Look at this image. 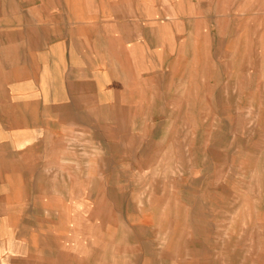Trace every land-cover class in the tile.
<instances>
[{"label":"crops","instance_id":"1","mask_svg":"<svg viewBox=\"0 0 264 264\" xmlns=\"http://www.w3.org/2000/svg\"><path fill=\"white\" fill-rule=\"evenodd\" d=\"M35 1L0 9L4 261L124 264L118 228L83 233L84 255L75 244V151H105L107 169L132 162L135 171L163 172L154 181H162L155 186L164 191L153 192V201L164 206L148 219L165 221L157 234L164 245L160 249L155 235L153 255L142 264H220L214 239L208 240L215 231L202 223L195 238L186 226L177 235L168 206L208 201L199 183L227 149L221 138L231 136V203L251 205L231 212V264H264V0ZM220 28L234 29L231 47L222 51ZM83 83L101 114L79 121L77 107H92L77 104V84ZM220 100L231 115H220ZM61 162L67 167L60 176ZM65 173L67 196L52 197L45 189L55 181L61 187ZM95 186L118 190L111 191L114 197L102 191L83 201L101 205L97 219H117L112 204L122 203L123 182ZM191 212L195 220L207 217ZM45 216L55 221L51 227ZM107 248L113 261H105ZM135 261L130 264H140Z\"/></svg>","mask_w":264,"mask_h":264},{"label":"rangeland","instance_id":"2","mask_svg":"<svg viewBox=\"0 0 264 264\" xmlns=\"http://www.w3.org/2000/svg\"><path fill=\"white\" fill-rule=\"evenodd\" d=\"M263 0H239L241 4L259 3ZM19 0H0V9L4 7H10L12 4H16ZM24 3H35V0H20ZM232 28H220V49L224 47H231V32ZM76 99L77 104L79 102H87L89 105L92 104L91 109L77 107V117L79 121L83 120V117L101 114L99 109L94 107V96L90 92L89 86L86 84H77L76 88ZM227 107L225 101L220 100V115H231L223 109ZM89 110H91L89 112ZM224 112V114H223ZM223 134V133H222ZM221 134V136H222ZM227 144V149H220L219 161L215 170L210 173H206L208 179H202L199 183L201 190L205 192V199L207 202L201 205L194 204H175L170 203L168 210L171 212V229L177 235L181 232L183 226L188 229L189 237L195 238L200 235L198 229L205 228L202 224H207L208 228L214 232L213 236H209L208 240L214 239L212 247L214 248V258L220 261V264H231V212L234 211H247L251 210V205L233 204L231 203V179L234 178L233 167L231 170V163L234 164L235 157L231 155V136L224 141L222 138L220 144ZM114 153L115 151H111ZM130 156L131 151H127ZM101 151H75L76 160V249L77 253L84 255V236L83 233L99 234L101 229H115L118 228V234L120 239L123 237V243L119 245L120 250H123L124 264H130L134 259L135 262L142 264L143 261L147 260L152 254L153 240L156 235V240L161 243L160 249L164 245L165 237L158 234V231L163 230L165 221L161 219H148V216L152 215L155 207L164 206V204L156 205L154 203V194L156 190L163 193V187L155 186L156 183L162 184V181H154L157 176H163L162 171H147L141 168L140 171L133 170L134 163H124L120 169L115 164H108V169L105 165L101 164V158H105ZM66 158V157H65ZM199 160H203V156L196 157ZM58 175L61 176L62 166L67 167V163H60ZM140 166H145L142 163ZM203 166V165H201ZM118 167V170L115 168ZM153 167V166H152ZM104 168V169H103ZM199 178H202L203 174H199ZM162 179V178H160ZM116 181L123 182L121 193L122 203L117 205L112 204L113 207L118 211L119 217L117 219H97L99 211H103L101 205L89 204L84 199L92 200L95 196L101 195L102 191H107V196H113L111 191L118 189L115 188H98L95 185L99 184L100 181ZM67 178L65 173V181L60 183L61 187H58V182L55 181L56 186L45 189L52 194V197L59 196V192L67 196ZM151 182L153 188H150L148 183ZM153 190V191H152ZM152 191V192H151ZM151 193V194H150ZM242 195V194H241ZM55 207L54 205H52ZM46 207V205H45ZM120 207L122 209H120ZM55 209V208H54ZM93 212L88 218H84L81 212ZM105 210V209H104ZM204 211L207 212V217L203 220H195L192 218L191 211ZM254 211V209H252ZM188 215L187 219H180L177 216ZM45 216L44 224L48 223V227H51L54 220H47ZM96 218V219H95ZM46 227V225H45ZM197 229V230H195ZM189 238V239H190ZM92 240L93 236H92ZM178 245V244H177ZM93 250L100 251L101 247L98 243H92ZM3 245H0V256L3 254ZM211 247V246H210ZM105 250L106 260L113 261V257L110 252ZM140 254V255H139ZM152 259V258H151ZM0 264H8L4 261V256L0 257ZM18 263L17 262H12ZM10 263V264H11Z\"/></svg>","mask_w":264,"mask_h":264}]
</instances>
